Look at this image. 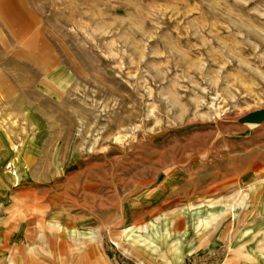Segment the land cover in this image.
Listing matches in <instances>:
<instances>
[{
	"label": "rangeland",
	"instance_id": "1",
	"mask_svg": "<svg viewBox=\"0 0 264 264\" xmlns=\"http://www.w3.org/2000/svg\"><path fill=\"white\" fill-rule=\"evenodd\" d=\"M55 4L35 7L60 64L0 107V264H175L112 243L141 224L179 264H264L240 249L264 246V122H238L264 108V0ZM67 229L96 232L89 258Z\"/></svg>",
	"mask_w": 264,
	"mask_h": 264
},
{
	"label": "crops",
	"instance_id": "2",
	"mask_svg": "<svg viewBox=\"0 0 264 264\" xmlns=\"http://www.w3.org/2000/svg\"><path fill=\"white\" fill-rule=\"evenodd\" d=\"M38 1L40 0H0V52H2L0 53V107L3 105V100H6L11 106L9 109L10 111L5 112L3 115L22 113L21 105L32 104V99L36 97L35 92L37 90L33 87V85L35 83L39 84L40 81L47 83L46 80H48L49 75L45 78L40 67L43 55L46 60H49V62L51 61L50 64H53L54 66L60 64L56 51L52 45V40L54 38L48 37L45 25H39L36 16L37 9L35 7V3ZM43 1L46 7L53 11L57 0ZM52 14L47 17L46 23L53 27L56 31L58 30V26L51 19ZM8 15L11 20L16 22L15 29H12L9 25L7 20ZM19 66H21L24 73L21 78L19 77L18 72H16ZM8 67H10V73L6 71V68L8 69ZM13 69L15 70L14 72L12 71ZM53 73H56V71ZM40 76H43L42 78L44 79H40ZM22 78L31 85L29 93H27L29 96L23 95V97L26 96L23 100L18 99L13 87V82L18 79L21 80ZM4 83L8 86V89L5 91ZM25 91L27 90L20 91V94ZM41 110L42 113L46 115H53L54 119H52V121L55 120L57 114L56 111H52L50 107L49 109L41 107ZM245 205L246 204L243 205V208L251 209V206ZM252 205H257V203L252 202ZM254 208L258 209V206H255ZM252 215V212H249L247 219H249ZM48 225L55 228L54 230L57 232L62 230L58 227L57 222L48 223ZM260 241L258 240V242ZM240 249L242 253L251 255L253 258L256 252L261 254L262 252H260V250H262L263 253L261 255L264 256V246H252L248 240L242 242ZM227 256L228 251L226 257ZM229 256L231 255L229 254ZM8 263L23 264L21 261L13 257L9 259Z\"/></svg>",
	"mask_w": 264,
	"mask_h": 264
},
{
	"label": "bare ground",
	"instance_id": "3",
	"mask_svg": "<svg viewBox=\"0 0 264 264\" xmlns=\"http://www.w3.org/2000/svg\"><path fill=\"white\" fill-rule=\"evenodd\" d=\"M50 63L51 61L49 62V60H46V58L43 55L42 62H41V70L50 71L51 67H53V64H50ZM262 123L263 122L247 123V124H251V126H256ZM229 209L232 210V213H230V217L234 216L232 204L229 205ZM160 230L161 231H159L158 228H149L147 227L146 224L129 226L127 228H124L121 231L120 235L112 234L111 240H112V243L117 248L122 247L121 242H125L127 243L129 247H133L134 249L141 252V254H144V256H147V253L150 254V253L158 252L159 255L157 257L159 258H165L166 256H169L171 258L170 260L171 262L175 264L181 263L182 249L179 244L180 241H177L176 245L178 246L176 245L172 246V244L169 242L167 231L165 229H160ZM66 231L70 232L73 235L75 234L78 235L77 237H75L74 241L77 242L79 246L78 250L80 249L82 252L81 254H79L80 256L79 259L83 260L85 258H89L90 253H91L90 248H96V247H87V245L88 246H90L91 244L94 245V243H97L99 241V236H97L96 232L88 231L84 234H81L75 230L67 229ZM186 232L187 231H184L183 234L185 235ZM191 246L192 244H190V247ZM87 248H88V251H87ZM194 248L195 246L191 247L190 250H193ZM163 262L164 264L166 263L165 260H163ZM137 264H145V262L141 258V260L140 259L137 260Z\"/></svg>",
	"mask_w": 264,
	"mask_h": 264
},
{
	"label": "water",
	"instance_id": "4",
	"mask_svg": "<svg viewBox=\"0 0 264 264\" xmlns=\"http://www.w3.org/2000/svg\"><path fill=\"white\" fill-rule=\"evenodd\" d=\"M240 123H261L264 122V108H259L238 118Z\"/></svg>",
	"mask_w": 264,
	"mask_h": 264
}]
</instances>
